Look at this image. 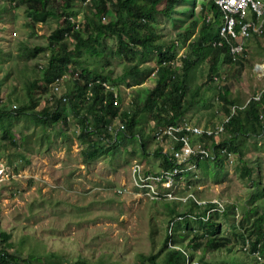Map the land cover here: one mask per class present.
I'll use <instances>...</instances> for the list:
<instances>
[{"label": "rangeland", "instance_id": "374dc122", "mask_svg": "<svg viewBox=\"0 0 264 264\" xmlns=\"http://www.w3.org/2000/svg\"><path fill=\"white\" fill-rule=\"evenodd\" d=\"M205 1L178 0L168 15L159 11L151 22L157 34L155 40L161 47L176 43V57L170 59V63H175L172 65H177L179 71L181 62L176 59L189 51L191 41L210 13ZM57 4L50 0L47 8L55 13L47 15L44 22L32 25L23 0H0V109L4 111L0 117V228L10 233L14 248L26 251L37 242L45 253L61 254L59 264H66L65 257L79 256L91 260L102 257L106 262L118 264H143L140 257L146 260L150 254L162 263L171 245L164 242L167 234H171L175 243L182 239L178 231L184 233L183 243H188L194 233L203 232L204 239L208 236L205 230L210 228V222L197 219L185 223L181 217L172 215L171 210L181 212L192 200L198 204L211 200L215 203L216 207L209 210L220 211L214 221L220 233H228V217L237 220L244 213L247 223L260 217V227L264 229L263 129L238 135L235 145L240 152H227L220 147L219 156L212 150L207 158L197 161L195 167L183 170L170 188L177 197L192 195L191 200L157 199L151 196L149 188L137 184L140 182L133 173L135 163L143 174L159 173L164 169L161 166L163 155L170 158L173 153L170 140L156 139L152 135L154 112L137 111L136 114V125L144 133L145 150L140 138L128 133L112 141L95 134L83 135L81 117L72 112L67 98L59 100L58 106V111L67 116L64 119L35 114L34 111L45 104L51 107V95L57 100L62 97L70 88L69 80L80 69L68 64L71 72L60 80H40L42 67L51 53L49 37L53 31L60 38L63 34L68 36L63 29V17L56 16L60 11ZM70 8L74 11L70 18L75 25L82 23L88 4L73 0ZM106 41L104 55L82 54L84 64L91 70L109 71L112 80L108 84L118 95L120 109L137 110L153 85L159 51L149 49L146 59L138 55L124 58L113 54L114 37ZM245 42L246 49L242 53L230 54V60L222 56L218 59L212 79L208 77V57L195 60L190 78L185 82L182 101L190 102L180 123L212 128L228 115L219 93L226 91L227 96L245 105L250 96L264 90V34L250 35ZM22 44L39 45L43 49L36 56L25 57L21 56ZM135 64L137 67L132 70ZM31 79L38 80L37 103L27 104L20 110L22 102L28 101L26 84ZM228 107L230 113L235 109L234 105ZM119 124L120 121H114L111 130L114 131L113 126L118 129ZM3 127L10 130L11 137L4 134ZM217 135L215 141L226 137L225 131ZM197 137L192 135L191 142L196 143ZM91 143L96 144L97 151L85 160L83 149H88ZM157 148L162 154L154 152ZM244 165L254 167L256 180L251 181L243 174ZM156 188L167 189L160 183ZM202 208L194 207V210ZM247 246L245 243L243 247H236ZM203 247L205 245L200 243L194 257L186 256L185 264H194L192 261L199 256L211 264L223 251L204 252ZM190 249L187 247L185 251L188 253ZM262 249L264 255V246ZM250 258L256 264L254 257ZM260 259V264H264V256Z\"/></svg>", "mask_w": 264, "mask_h": 264}, {"label": "trees", "instance_id": "16d2710c", "mask_svg": "<svg viewBox=\"0 0 264 264\" xmlns=\"http://www.w3.org/2000/svg\"><path fill=\"white\" fill-rule=\"evenodd\" d=\"M49 1L23 0L32 25L38 21L44 22L47 15L55 13V10L47 8ZM55 1L58 3L56 7L60 8L56 16L63 17L65 23L63 29H66L65 33L68 36L65 37L63 34L60 38L53 31L49 37L48 48L51 53L46 65L42 67L43 72L40 80L51 82L67 72H71V69L67 68L68 64L80 68L69 80L71 84L65 96L72 112L81 117V132L83 135L95 134L107 141H112L128 133L133 137H139L141 146L145 150L144 133H142L141 127L138 128L136 125L137 111L154 112L156 114L154 128L178 123L189 106L190 101L188 103L182 101L186 88L185 82L190 78V70L195 60H203L208 57L210 60L209 79H212L213 73L216 72L217 61L221 56L230 60L228 42L225 39L222 40L221 45L212 44L213 40L219 38L218 32L221 22L220 12L212 0L205 1L209 6L210 19L203 20L198 35L189 45V51L184 56H179L176 59L181 62L180 71L177 69V65H172L175 63H170V59L176 57V43L171 42L169 46L161 47L156 42L155 37L157 34L151 27V22L154 21L156 14L162 11L168 15L178 0H81L88 4L89 9L84 13L82 23L78 24L76 22V25L75 21H72L69 17L74 14V11L70 8L73 0ZM162 3L164 5L160 8L159 5ZM68 8L71 10L66 11ZM260 33L264 34V28ZM260 33L252 31L251 35H259ZM111 37L115 38L116 47L113 54L117 56L132 58L138 55L146 59L149 49L159 51L158 65L153 73V85L147 90L145 99L137 110L120 109L118 95L108 84V81L112 80L109 71L105 72L103 69L91 70L84 64L85 58L82 57V54L104 55L106 38ZM248 37L243 40L242 50L236 55L246 49L245 41ZM42 49L39 45L30 47L22 44L21 56L33 57L42 52ZM136 67L137 64L133 65L131 69L134 70ZM152 70L155 69L152 68ZM37 81V79L27 81L28 101L22 102V106L18 107L20 110L25 108L27 104L34 105L37 103V98H35ZM225 92L219 93V96L225 102L226 105L223 106V109L228 114L227 119L221 122L226 137L219 141L214 140L218 137L215 134L209 137H201L205 144L215 151L217 156L220 155V147H224L227 152L233 150L240 152L239 147L235 145L238 135L245 136L248 133L264 130V90L257 93L258 98L253 97L256 93L250 96L245 105L240 104L237 98L227 96ZM49 100L52 102L51 107L45 104L42 109L34 111L35 114L38 117H52L55 120L60 116L64 119L66 115L58 111L60 98L57 100L51 95ZM228 105H234L233 112H229ZM166 106H168V109ZM3 112L0 109V117ZM116 120L120 121V124L118 129L113 126L114 131H112L113 122ZM2 131L5 135L11 137L12 133L7 127H3ZM207 140L211 142H207ZM9 141L12 142L11 138ZM95 151H97L96 144H89L88 149H83V158L87 160ZM154 152L159 155L162 154L160 148H157ZM168 157L169 155H163L161 166L165 169H169L174 165L172 159ZM254 173V167L244 165L243 174L251 181L256 180ZM190 202L188 207L181 212H177V209L171 210L172 215L181 217L185 223L190 220L197 221V219L210 222V228L205 230V232H208L206 239H204L203 232L194 233L188 239V243H183L184 233L178 231L182 239L175 243L171 234H167L164 237V242L171 245L166 249L162 263H158L154 255L150 254L146 260L140 257L143 264H185L186 256L194 257V254L198 252L197 246L200 243L205 245L202 249L204 252L223 250L211 264H254L250 258L251 256L254 257L256 264H260V258L264 256L262 249L264 246V229L260 227V217L249 223L245 221V213L240 215L237 220L228 217L229 231L228 233H220L218 232V224L214 223L216 214L220 211L209 212L208 217H205L207 210L214 207L215 203L198 204L195 200ZM200 206H203L202 210H194V207L199 208ZM236 243L242 247L247 243L248 246L243 249L242 247H236L238 246ZM14 247V243L10 241V233L0 228V264H59V259L63 258L61 254L55 251L45 253L37 242L26 251L23 248L16 247V249ZM187 247H191L188 253L185 251ZM64 259L66 264H118L116 261L106 262L102 257H97L94 260L85 256L70 259L65 257ZM192 262L194 264H207L204 262L203 256H199Z\"/></svg>", "mask_w": 264, "mask_h": 264}, {"label": "built area", "instance_id": "2783aa9c", "mask_svg": "<svg viewBox=\"0 0 264 264\" xmlns=\"http://www.w3.org/2000/svg\"><path fill=\"white\" fill-rule=\"evenodd\" d=\"M220 12L219 38L213 40V45H221L223 39L228 42L230 54L239 53L243 47V40L254 32H262L264 28V0H212ZM207 15L206 19H210ZM253 97L258 98L256 93ZM223 124L220 123L212 128L200 127L188 123L167 124L156 127L152 135L156 139H168L172 142V154L170 159L174 165L169 169H162L159 173L143 174L138 163L133 165V173L137 177L138 185L149 188L151 196L157 199L180 198L173 194L170 188L178 175L183 170L195 167L197 161L207 158L212 151L200 136H211L221 134ZM198 136L197 142H191V136ZM192 161L190 164H187ZM151 180V182H148ZM167 187L165 191H159L156 184ZM192 196V195H190Z\"/></svg>", "mask_w": 264, "mask_h": 264}, {"label": "clouds", "instance_id": "9594fccd", "mask_svg": "<svg viewBox=\"0 0 264 264\" xmlns=\"http://www.w3.org/2000/svg\"><path fill=\"white\" fill-rule=\"evenodd\" d=\"M209 14H210V13H209ZM69 17H70V16H69ZM72 21H73V20H72ZM63 76H64V75H63ZM63 76H61V77H63ZM61 77L58 78V80H60ZM57 86H58V85H57ZM58 87H59V86H58ZM65 93H66V92H65ZM66 98H67V97L65 96V94H63L62 97H60V100H66ZM223 131H224V130H223ZM211 136H212V135H211ZM201 137H203V136H200V138H201ZM207 137H209V136H207ZM192 197H193V196H189L188 198L191 200ZM188 198H187V199H188ZM160 199H166V198H160ZM173 199L177 200L176 198H173ZM181 200H182V199H181ZM181 200H180V201H181ZM195 201H196V200H195ZM208 202H213V201L211 200V201H208ZM198 203H199V202H198ZM200 203H201V202H200ZM213 203H214V202H213ZM215 207H216V205H215L214 207H212V208H215ZM209 209H210V208H209ZM209 209L207 210V214H206V216H205L206 218L208 217V214H209V212L211 211V210H209ZM217 210L219 211V209H217ZM214 211H216V210H214Z\"/></svg>", "mask_w": 264, "mask_h": 264}]
</instances>
